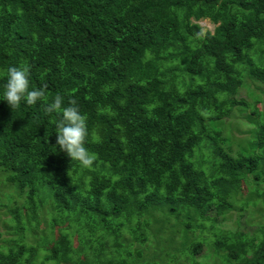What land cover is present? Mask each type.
<instances>
[{"label":"trees","instance_id":"1","mask_svg":"<svg viewBox=\"0 0 264 264\" xmlns=\"http://www.w3.org/2000/svg\"><path fill=\"white\" fill-rule=\"evenodd\" d=\"M205 19L213 31H203ZM20 65L30 68V89L44 96L13 109L0 101V168L17 196L26 195L33 222L44 207L55 215L52 225L71 211L66 254L57 243L47 262L67 258L69 233L82 226L81 246L99 264H138L147 253L144 264H202L205 232L224 264H264V224L256 238L245 237L247 228L219 226L231 211L248 219L261 196L252 184L264 180V113L257 108L264 102V0H0V89L7 68ZM242 77L250 100L236 96ZM58 95L86 117L90 167L53 148L59 116L46 107ZM242 105H253L246 131L253 142L234 155L223 119ZM197 149L213 160L208 171L204 159L194 161ZM241 178L249 195L235 186ZM39 192L46 200L36 201ZM11 213L17 236L0 245V264H39L25 243L20 208ZM160 213L168 215L164 224ZM157 228L173 231L153 238Z\"/></svg>","mask_w":264,"mask_h":264},{"label":"rangeland","instance_id":"2","mask_svg":"<svg viewBox=\"0 0 264 264\" xmlns=\"http://www.w3.org/2000/svg\"><path fill=\"white\" fill-rule=\"evenodd\" d=\"M200 25L203 28V31H213L216 27L214 23H212L209 19H205L199 22ZM251 58L260 65V57L256 54H252ZM249 67V65H247ZM243 84L239 88L238 94L236 95L237 98L244 97L250 100V98L247 96V89L249 90V85L244 86L245 79L242 77ZM247 83V81H246ZM248 84V83H247ZM253 89L254 86H252ZM247 88V89H246ZM251 90V89H250ZM254 93V98H256L257 95L260 96L258 92H260L258 89L252 90ZM226 95H223L225 97ZM263 96V94H262ZM241 100V99H240ZM239 100V102H240ZM253 105L249 107H245L244 105L236 107L234 109V114L230 116L229 118H224L223 122H225V134L228 135L230 139L229 145L232 149V154H236L237 150H246L248 151L251 148V143L253 142V135L252 133L246 132L248 129L251 128V112H252ZM257 108L260 113H264V102L261 101L258 103ZM241 110V111H240ZM209 122V121H208ZM229 123V124H228ZM213 127H216L215 124L211 123ZM250 124V125H249ZM210 125V124H209ZM211 127V125H210ZM213 131V129H212ZM210 155L208 153L201 154L200 150H196V154L194 156V161L201 162L204 159L203 162V169L205 171H208L211 163L213 164V160L210 161L209 159ZM101 164V163H100ZM8 171L0 168V190H5L3 195L0 193V229L3 232V238L0 241V245L3 246L4 249L8 248L13 242L12 239H15L17 236L16 234L12 233L11 229H9L10 224L12 223V217L13 214L11 213V210L15 208H20V216L21 221L24 226V234L25 236V243H27L30 246H33L37 252H38V263L39 264H52L51 261H46L45 256L49 253V250L56 245L57 243L63 244L61 246L60 251L62 254H66V232H68L67 227L71 224L73 221L72 213L71 211H67L66 215L63 216L61 222H57L52 225L53 217L55 216L54 213L49 210L47 207L37 210V221L33 222V216L28 208L24 207V204H28V201L26 199V195L22 194L20 196H17L20 192L17 189V185L9 182L6 179ZM262 178H264V173L262 175ZM250 180L253 179V182L255 181V178L249 177ZM235 186L240 189V192L244 195H249V184H246V181L242 178L239 180H236ZM40 194L36 197V201L39 199L46 200V196H44L43 192H39ZM252 193L254 195H261L259 198L255 199V204L250 205V214L247 219L248 212L245 213L243 216H240L236 211H231L232 213L229 215L228 220L225 222H220L219 226H222V228H229V229H236L241 231V228H247L252 231V233L249 235L245 234L246 238H256L258 236L261 237L262 235V225L264 224V180L260 183H253L252 184ZM18 199V203H15L14 200ZM53 202V200H52ZM167 214L160 213V218L163 220V224L167 222ZM170 219V218H169ZM247 219V220H246ZM172 219L171 221H173ZM246 220V221H245ZM241 221V222H239ZM239 222V225L237 223ZM246 222H249L248 225H246ZM82 227V226H81ZM81 227L74 226L73 230L71 229V239H73V243L71 244V250L67 258L60 263V264H99L97 254H94V250L89 247V245H86V247L81 246L80 238H79V229ZM158 228H163V225L159 226ZM155 229L153 233V238H156L159 236V239L162 237H165L166 235L171 236V233L173 229H166L164 232ZM177 228L180 229L182 232L183 227L179 226L177 224ZM66 229V230H65ZM183 233V232H182ZM200 233V228L197 231V234ZM124 235L127 236V239H130L131 237L127 234L126 231H124ZM202 235L206 238V247H204L203 251H208L206 253H203L200 255V260H202V264H224L222 261V253L223 250L221 249L219 253H215L213 251V236L210 233L205 232L200 233L199 236ZM182 236H179L180 238ZM151 242H154L151 240ZM137 244L135 242L129 250L133 251L134 246ZM167 244V243H166ZM174 244H178L177 241H175L170 247L173 249H176V246H173ZM163 246V245H162ZM148 247L151 251L154 250L153 244L151 245L149 242H146L144 245V248ZM110 250V247H108V251ZM143 250V249H142ZM158 251V249H155ZM171 250V249H169ZM123 253L125 251V247H122ZM134 252V251H133ZM148 255V253L144 256H139L140 263L138 264H144L145 258ZM220 256V257H219ZM187 260V259H185ZM234 264V263H233Z\"/></svg>","mask_w":264,"mask_h":264},{"label":"clouds","instance_id":"3","mask_svg":"<svg viewBox=\"0 0 264 264\" xmlns=\"http://www.w3.org/2000/svg\"><path fill=\"white\" fill-rule=\"evenodd\" d=\"M30 68L25 65L9 66L6 70V82L0 89V101H4L13 109L22 102L26 105H35L44 96L43 89L29 87ZM46 112L56 113L58 120L55 124V144L53 148L66 154L71 161H77L85 168L90 167L95 155L85 147L86 137L89 135L86 117L81 114L78 105L70 102L63 106V98L56 96L54 101L47 105Z\"/></svg>","mask_w":264,"mask_h":264}]
</instances>
